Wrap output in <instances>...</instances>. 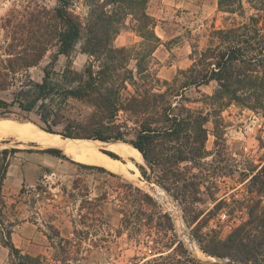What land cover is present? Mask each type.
I'll use <instances>...</instances> for the list:
<instances>
[{
  "label": "rangeland",
  "instance_id": "rangeland-1",
  "mask_svg": "<svg viewBox=\"0 0 264 264\" xmlns=\"http://www.w3.org/2000/svg\"><path fill=\"white\" fill-rule=\"evenodd\" d=\"M74 1L73 10L84 17L83 0ZM56 7L57 0H0L2 73L9 58L11 34L26 26L31 15L47 13ZM245 10L247 16L254 13L247 4ZM148 13L157 20L155 31L162 45L152 58L147 59V71L143 76L137 72L136 60L129 62L127 70L134 72L137 86L127 83L128 90L123 96L130 98L139 91L140 94H165V99L146 115L134 117L120 112L117 123L140 129L144 122L156 127L152 120L167 114L184 118L208 116L205 146L193 141L188 146L182 141L166 142L162 151L169 156L162 168H152L146 161L139 163L132 158L124 161L117 154L129 168L139 170L138 177L133 176L134 173L119 175L84 168L65 160L61 163L71 165L72 172L58 165L53 168L54 173L40 174L31 165L36 156L29 151L39 153L47 149H39L34 141L11 135L2 137L0 153L19 149L8 158L9 168L0 196L5 204L6 221L14 225L13 243L26 254L45 256L52 261L54 257H66L59 245L64 240L71 241L76 258L73 264H254L242 259L213 257L201 246L226 241L238 227L249 221L251 208H264V194L260 196L252 185L253 176L264 166V115L229 104L218 116V107L209 99L218 88L215 81L207 86L182 89L188 81L182 73L201 58L214 31L229 27L232 20L225 19L227 15L219 12L218 0H151ZM127 25L115 46L127 48L134 58L142 57L143 39L131 19ZM56 52L57 48L52 47L38 66L29 69L34 81L42 82L44 69ZM89 60L78 46L74 69L82 71ZM66 67L64 56H60L53 66L56 72H62ZM3 81H7L6 90H0V98L10 102L16 88L11 85V79L4 78ZM167 108L168 112L165 111ZM90 111L74 102L65 115L72 119L87 116ZM12 112L0 121L29 123L41 129L42 123L35 112L24 113L17 108ZM168 126L164 124L162 128ZM55 130L62 132L63 126ZM127 139L134 140L135 132ZM192 146L201 149L203 156L178 163V150L187 155ZM97 147L109 151L103 142L97 143ZM4 164L1 158L0 173ZM25 165L28 181L22 178ZM139 167H144L149 182ZM161 169L170 173L165 180H159ZM32 179L36 180L34 186L30 185ZM145 196L151 200L144 202ZM25 223L32 231L20 232L17 226ZM50 227L61 235V238L53 236L52 243L48 238ZM1 239L0 234V242ZM52 245H56L55 250ZM2 249L0 243V264H11L12 260L7 256L9 250Z\"/></svg>",
  "mask_w": 264,
  "mask_h": 264
},
{
  "label": "trees",
  "instance_id": "trees-1",
  "mask_svg": "<svg viewBox=\"0 0 264 264\" xmlns=\"http://www.w3.org/2000/svg\"><path fill=\"white\" fill-rule=\"evenodd\" d=\"M74 2L57 0L54 10L31 15L27 25L9 37V58L5 72L0 71V90H6L7 81H3L6 78L11 79L16 91L10 102L0 98V119L11 116L14 108L24 113L35 112L42 123L41 129L47 133L70 140L130 144L152 168H162L168 160L169 155L162 151L166 142L182 141L183 145L188 146L193 141L205 146L208 116L184 118L182 115L171 117L167 114L152 120L156 127L144 122L140 129H130L117 123L120 112L130 113L134 117L146 115L165 99V94H140L139 91L130 98L123 96V92L128 90L127 83L137 86L134 72L127 70L129 62L135 59L137 72L143 76L147 71V59L152 58L162 45L155 31L157 20L148 13L151 0H83L86 9L84 17L73 10ZM245 4L254 13L247 16ZM218 10L227 15L225 19L232 20L231 25L214 31L210 45L201 58L191 69L182 73L188 78L182 89L207 86L215 81L218 88L209 99L218 107V116L229 104L260 111L264 115V0H218ZM130 19L143 39L142 57L134 58L127 48L115 46L116 39L127 29ZM78 46L80 52L90 58L82 71L73 67ZM52 47L57 48V52L44 69L42 82H36L30 77L29 69L38 66ZM60 56L66 57L67 67L62 72H56L53 66ZM186 74L190 76L186 77ZM74 102L89 108L90 114L67 118L65 114ZM165 111L168 112V108ZM164 124L169 126L162 128ZM217 124L219 127V121ZM60 126H63L62 132L56 131ZM131 131L135 132L132 141L127 139ZM216 137L220 139L218 132ZM189 149L187 155L178 150V163L203 156L201 149L193 146ZM18 152L19 149H12L0 153V159L5 163L0 173V196L9 168L8 158ZM38 152L73 163L58 149ZM103 153L122 161L115 153ZM80 166L106 171L96 166ZM139 169L149 182L144 167ZM161 173L159 180H165L170 174L164 169H161ZM252 185L263 196L264 166L253 176ZM150 200L145 196L144 202ZM0 204V243L9 250L11 264H73L76 260L72 252L74 245L68 240L59 245L60 251L66 255L62 259L54 257L48 261L45 256L23 253L13 243L14 225L6 221L5 204L1 197ZM249 217V221L238 227L226 241L203 245L202 250L213 257L264 264V208H251ZM50 230L48 238L51 243L54 237L61 238L57 229L50 227ZM52 248L55 250L56 245H52Z\"/></svg>",
  "mask_w": 264,
  "mask_h": 264
},
{
  "label": "bare ground",
  "instance_id": "bare-ground-1",
  "mask_svg": "<svg viewBox=\"0 0 264 264\" xmlns=\"http://www.w3.org/2000/svg\"><path fill=\"white\" fill-rule=\"evenodd\" d=\"M8 135L15 136L21 140L35 141L40 145V147L59 145L64 148L68 155L72 156L78 161L88 165H98L100 167L108 169L111 172L120 171L121 168L124 167L119 161L114 160L108 155L104 154V151L102 152V149L100 150L97 147V143H101L99 141L65 140L63 138H59L57 135L47 133L37 126L29 123L18 124L16 122L14 123L6 120L0 121V138ZM104 145H106V148L109 151L114 152L125 159L132 158L139 163H143L145 161L143 159V156L130 144H126L123 142H109L104 143ZM133 171L139 173V170H137V168H135Z\"/></svg>",
  "mask_w": 264,
  "mask_h": 264
},
{
  "label": "crops",
  "instance_id": "crops-1",
  "mask_svg": "<svg viewBox=\"0 0 264 264\" xmlns=\"http://www.w3.org/2000/svg\"><path fill=\"white\" fill-rule=\"evenodd\" d=\"M57 136H59V135H57ZM59 137H61V136H59ZM1 139V138H0ZM64 139V138H63ZM65 140H70V139H65ZM71 141H85V140H71ZM35 142V141H34ZM36 143V142H35ZM102 143V142H101ZM38 144V143H37ZM39 145V144H38ZM40 146V145H39ZM59 145H50V146H47V147H43V146H41V147H38L39 149H58V150H61L67 157H69L73 162H75V163H78V164H83V165H88V164H85V163H82V162H80V161H78L77 159H75V158H73L72 156H70V155H68L67 153H66V151L64 150V148L63 147H61V146H59ZM31 155H34V156H36L35 158V163H33V164H31V165H34V168H35V170H36V173H46V172H49V173H54V167H56V166H64V168H67V170L69 171V172H72V166L70 165V166H66L65 164L66 163H61L62 162V160H60V159H58V158H56V157H54V156H52V155H49V154H46V153H31ZM123 158V157H122ZM127 159H129V158H127ZM123 160L125 161L126 159L125 158H123ZM124 167L123 168H121V170L120 171H113L112 173H114V174H119V175H125L126 173H134L133 174V176H137V172H135V171H131V170H133V169H131V168H129L128 167V164L127 163H125V162H122V161H119ZM126 165V166H125ZM88 166H96V167H100V166H98V165H88ZM26 165L25 166H23V177L22 178H24L25 179V181H28L27 180V174H26ZM126 167H127V169H126ZM100 168H103V167H100ZM104 169H106V168H104ZM107 171H109L108 169H106ZM109 172H111V171H109ZM35 183H36V180L35 179H32V182H30V185L31 186H34L35 185ZM17 228H19L20 229V232H22V231H25V230H28V231H32V229L29 227V225L27 224V223H25V224H22V225H20V226H17ZM15 233H13V242H15ZM2 250H6V248H4L3 246H2ZM23 252V251H22ZM24 253V252H23ZM3 254H4V252H3ZM6 255H7V253H5ZM26 254V253H25ZM6 255H5V259L3 260V262L6 260ZM7 256H9L10 257V254H9V252H8V255ZM37 256V255H36Z\"/></svg>",
  "mask_w": 264,
  "mask_h": 264
},
{
  "label": "water",
  "instance_id": "water-1",
  "mask_svg": "<svg viewBox=\"0 0 264 264\" xmlns=\"http://www.w3.org/2000/svg\"><path fill=\"white\" fill-rule=\"evenodd\" d=\"M140 153V152H139ZM142 155V154H141ZM144 159V158H143ZM218 264H224V263H218ZM225 264H229V263H225Z\"/></svg>",
  "mask_w": 264,
  "mask_h": 264
}]
</instances>
